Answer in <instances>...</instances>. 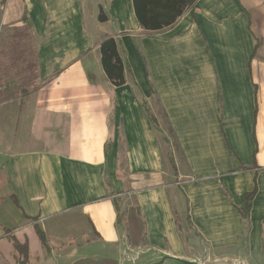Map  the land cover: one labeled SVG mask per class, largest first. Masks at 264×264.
I'll use <instances>...</instances> for the list:
<instances>
[{
	"label": "crops",
	"instance_id": "1",
	"mask_svg": "<svg viewBox=\"0 0 264 264\" xmlns=\"http://www.w3.org/2000/svg\"><path fill=\"white\" fill-rule=\"evenodd\" d=\"M106 38L131 72L120 88ZM17 43L39 84L0 85V227L27 240L28 264H264V0H197L157 32L132 0H0V56ZM11 255L0 230V264Z\"/></svg>",
	"mask_w": 264,
	"mask_h": 264
},
{
	"label": "trees",
	"instance_id": "2",
	"mask_svg": "<svg viewBox=\"0 0 264 264\" xmlns=\"http://www.w3.org/2000/svg\"><path fill=\"white\" fill-rule=\"evenodd\" d=\"M197 0H132V6L134 14L140 27L146 32H157L167 29L173 26L176 21L188 10L192 9ZM97 21L99 23H105L108 21V17L103 13L102 9L99 10ZM24 33L18 35L20 40L25 38ZM28 37V36H27ZM256 39V48L261 43V40L254 36ZM18 46V43L16 44ZM98 51L100 54V65L107 81L115 88H120L126 84L127 75H131L128 64L121 57L118 51V46L113 38H106L98 45ZM144 113L148 121L152 124L153 128L160 132L157 120L150 113L145 103L142 105ZM171 133L172 131L169 130ZM257 150L253 152V159ZM172 170L175 172L174 163L170 162ZM252 168H256L255 163L252 164ZM257 193L256 186L249 193H245L242 197V206L239 209L241 221L244 224H248V217L252 207V201ZM16 203V201L13 199ZM114 207L117 216V223L120 222L119 209L114 202ZM189 222V220H188ZM177 229L180 232V227L177 224ZM0 230L5 234H8V240L12 246V260L13 264H28L29 251L28 242L25 239L20 242L14 238L9 230L0 227ZM34 231L42 244L46 249L47 240L43 232L38 226L34 227Z\"/></svg>",
	"mask_w": 264,
	"mask_h": 264
},
{
	"label": "rangeland",
	"instance_id": "3",
	"mask_svg": "<svg viewBox=\"0 0 264 264\" xmlns=\"http://www.w3.org/2000/svg\"><path fill=\"white\" fill-rule=\"evenodd\" d=\"M10 47H11V44H10ZM4 49H5L4 57L0 56V85L3 82H7L13 79V80H17L19 84L25 85L27 92L29 91L31 92L32 89H34L39 84V81H38L39 75L37 72L38 68H37V65L35 64L36 57H35L34 52H32L31 50L27 51V53L23 54L21 61H17L18 57L12 55V50L13 52L14 51L16 52V45H14L11 49L9 48V52H6L7 48H4ZM7 54L9 55V57H7ZM4 70H7V74L5 76L2 73L4 72ZM23 120L24 122H23L22 128H26V126L29 123V120L27 119V117H24ZM17 123H18V120H17ZM2 126H3L2 118L0 117V135H2V131H3ZM164 132H165V135L162 137L166 141V144L169 149V153H170L169 161L173 162L175 158L178 159V157L180 156L178 145H177V142L173 134L169 131L168 127L164 126ZM166 166L169 167V163L167 164L164 163L165 168H167Z\"/></svg>",
	"mask_w": 264,
	"mask_h": 264
}]
</instances>
